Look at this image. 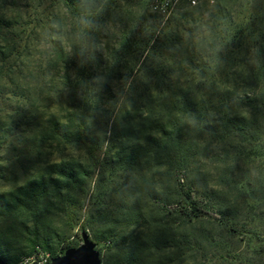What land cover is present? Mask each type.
Masks as SVG:
<instances>
[{
    "label": "rangeland",
    "instance_id": "1",
    "mask_svg": "<svg viewBox=\"0 0 264 264\" xmlns=\"http://www.w3.org/2000/svg\"><path fill=\"white\" fill-rule=\"evenodd\" d=\"M149 1L116 0L115 6L102 14L95 36L101 53L106 55L111 48L120 51L121 58L112 63L116 68L114 94L103 107L109 115L92 130L99 141L94 157L82 145L52 140L49 129L55 116L66 117L73 106L65 88L66 76H72L81 66L78 19L63 7H52L50 0H19L15 8L6 9L7 16L18 22L13 39L19 47L6 49L4 43L0 50V196L39 180L52 164L79 163L89 177L82 189L71 192L75 207L51 198L47 209L39 214L0 212V259L49 260L43 252H31L36 228L58 254L64 245L79 247L81 234L86 232L97 245L102 264H120L131 239L139 233L148 243L151 224L159 211L150 210L144 203L145 221L137 227H127L124 215L131 202L142 197V176L146 181L156 176L159 182L163 169L157 171L155 167L149 172L142 168L132 173L110 164V159L132 143H143L153 132L155 118H150V99L144 94L150 89L148 85H153L145 77L151 69L175 65L167 58L150 56L149 61L143 60L161 30L176 35L179 16L191 12L182 0L169 16L160 19L150 11ZM251 1L252 8L262 4L260 0ZM204 2L207 5L202 15L213 6L212 0H201V4ZM250 12L247 9V16ZM54 25H61V33ZM95 70L99 71L98 65ZM157 96L153 93L152 100L157 102ZM228 137L220 136V141L206 137L202 147L207 151L198 155L193 152L190 168L209 188L221 184L229 208L239 216L238 231L208 218L193 220L186 231L190 244L184 261H178L179 250H171L163 254L162 264H173L169 261L175 259L174 264H264V137L259 141ZM111 232L117 239L110 244Z\"/></svg>",
    "mask_w": 264,
    "mask_h": 264
},
{
    "label": "trees",
    "instance_id": "2",
    "mask_svg": "<svg viewBox=\"0 0 264 264\" xmlns=\"http://www.w3.org/2000/svg\"><path fill=\"white\" fill-rule=\"evenodd\" d=\"M18 1L0 0V50L4 43L6 49L19 47V42L13 39L18 22L5 12L15 8ZM212 1L213 6L205 15L201 12L206 2L181 14L175 24L176 35L161 30L143 60L149 61L150 56L167 58L175 66L151 69L145 77L153 85H148L150 89L144 92L150 99V118H155L153 132L143 143L137 141L123 148L110 159V164L132 173L142 168L149 172L155 167L157 171L163 169L159 182L156 176L147 181L142 176L145 180L142 197L131 202L124 217L127 227L143 223L144 203L150 210H158L159 215L151 224L148 243L143 241L142 234H137L120 264H162L163 254L168 255L171 250L180 251L178 261L182 263L190 244L187 227L193 220L208 218L238 231L239 216L229 208L221 184L209 188L197 180L190 162L195 156L193 152L198 155L207 151L202 147L206 137L215 141H220L217 140L220 136H239L242 141L246 138L259 141L264 137V0L253 8L251 0ZM116 3V0H95V7L101 10L95 15L93 27L80 36L81 66L72 76H66L65 90L73 106L66 117L55 116L49 128L52 140L82 145L92 157L99 150L98 138L92 130L109 115L103 107L114 94L112 80L116 68L112 63L121 58V52L111 48L106 55L101 53L95 36L103 12H109ZM50 4L65 8L74 20L81 15V0H50ZM247 9H251L248 16ZM247 22L251 25L247 26ZM61 30L59 25L60 33ZM123 47L128 44L123 43ZM96 65L99 71L95 70ZM101 65L106 66L103 69ZM155 92L157 102L152 100ZM88 175L79 163L52 164L39 180L0 196V212L39 214L47 209L51 198L75 207L71 192L82 189ZM116 239L115 232H111L109 243ZM71 247L78 246L64 245L59 254L55 253L49 240L41 238L38 228L32 232L33 255L43 252L51 261ZM176 260L169 262L174 264ZM19 261L20 258H15L4 262L19 264Z\"/></svg>",
    "mask_w": 264,
    "mask_h": 264
},
{
    "label": "water",
    "instance_id": "3",
    "mask_svg": "<svg viewBox=\"0 0 264 264\" xmlns=\"http://www.w3.org/2000/svg\"><path fill=\"white\" fill-rule=\"evenodd\" d=\"M82 244L68 248L62 256L52 259L48 264H102L97 245L86 232L81 234ZM0 264H8L0 259Z\"/></svg>",
    "mask_w": 264,
    "mask_h": 264
},
{
    "label": "built area",
    "instance_id": "4",
    "mask_svg": "<svg viewBox=\"0 0 264 264\" xmlns=\"http://www.w3.org/2000/svg\"><path fill=\"white\" fill-rule=\"evenodd\" d=\"M182 0H150V9L152 13L157 14L162 19L169 16L175 7L180 3ZM185 1L190 7H197L201 4V0H183ZM49 260L39 259L35 257L23 258L19 264H48Z\"/></svg>",
    "mask_w": 264,
    "mask_h": 264
},
{
    "label": "clouds",
    "instance_id": "5",
    "mask_svg": "<svg viewBox=\"0 0 264 264\" xmlns=\"http://www.w3.org/2000/svg\"><path fill=\"white\" fill-rule=\"evenodd\" d=\"M81 15L78 18V26L81 31L90 30L95 21V15L101 10L95 7V0H81ZM59 27V25H54Z\"/></svg>",
    "mask_w": 264,
    "mask_h": 264
}]
</instances>
